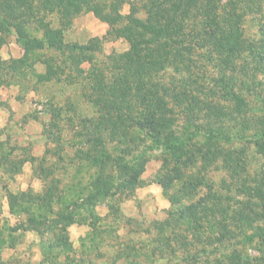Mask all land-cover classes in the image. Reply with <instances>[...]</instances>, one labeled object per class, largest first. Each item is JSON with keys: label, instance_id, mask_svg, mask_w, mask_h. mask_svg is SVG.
I'll use <instances>...</instances> for the list:
<instances>
[{"label": "trees", "instance_id": "16d2710c", "mask_svg": "<svg viewBox=\"0 0 264 264\" xmlns=\"http://www.w3.org/2000/svg\"><path fill=\"white\" fill-rule=\"evenodd\" d=\"M125 4L129 15L121 13ZM85 11L106 22L108 34L67 40ZM251 15L262 21L258 41L245 37ZM11 34L25 53L10 62L0 58V86L28 75L36 79L34 88L78 86L95 112L75 123V110L47 107L44 135L54 148L64 144L62 122L72 125L76 141L66 144L75 151L70 165L77 172L59 191L54 167L39 164L34 171L45 182L42 192L7 193L11 214L29 217L46 233L47 255L70 253L69 229L79 224L89 227L83 246L91 240L87 249L97 251L96 262L117 245L106 261L264 264V0H2L0 46ZM116 40L126 41L128 50L99 61L97 52ZM13 151L0 146V168L11 180L27 162L12 159ZM153 152L163 154L157 184L164 192L181 181L180 195H169L174 208L165 220L131 229L147 233L148 241L109 245L110 235L121 238L122 221L102 225L97 206L120 209L130 187L142 183ZM209 170L226 172V192L208 187L200 195Z\"/></svg>", "mask_w": 264, "mask_h": 264}, {"label": "rangeland", "instance_id": "374dc122", "mask_svg": "<svg viewBox=\"0 0 264 264\" xmlns=\"http://www.w3.org/2000/svg\"><path fill=\"white\" fill-rule=\"evenodd\" d=\"M86 18L87 14L78 18L76 24H74V26H77L76 30L68 34L69 41L81 40L82 42H88L92 38L86 30H83V26L87 21ZM261 25L262 21L259 16L251 15L247 17L243 25L245 37L258 41L261 38ZM77 31H81L79 32V39ZM5 41L6 43L0 46V58L3 61L10 62L24 55L25 50L15 34L7 35ZM128 48L129 44L126 41H108L104 44L102 51L97 52L96 57L99 61H104L111 53L115 51L123 52ZM29 61L33 62L38 72L43 71L42 65L37 64L34 58L30 57L27 62L29 63ZM0 64H2L1 61ZM84 68L88 70L90 66L86 64ZM207 68L206 70H208L210 76L215 75L216 72L211 66H207ZM24 71L28 74L32 70L30 66H26ZM3 78L7 79L5 76ZM8 79L6 83L0 86V108H2L0 110L5 111L9 119L7 126L2 130L0 129V146L7 152L13 151L12 149L15 147L19 148V150L12 152V159L29 160L34 157L36 158L34 161L36 167L39 164L45 167L43 170L47 167H54L55 176L61 183L59 186V191H61V187L69 183L78 169L74 165H70V162L74 159L75 151L66 144V142H70L71 145L76 140H73L72 125H68L69 122L64 121L62 123L66 129L63 131V146L54 148L56 144L47 142V137L44 135V129L49 126L50 122V115L46 113L47 107H51V104L64 107L67 114L75 110V123H78L79 117H93L95 112L83 97L84 89L81 87L52 82L38 84L34 88L36 79L30 77V75L25 78L12 76ZM64 115H66L65 112ZM49 149L52 150L48 153ZM251 154H254V148L251 150ZM162 158L163 154L161 152L150 154L147 158L149 162L146 171L141 178L142 183L130 187V195H127L120 209H117L116 212H114L115 209L111 211L105 203L98 204L97 208H99L97 210L103 217L102 225L110 226L116 219L118 222L122 221L118 233L121 238L118 240L114 237L111 238L110 235L108 237L109 245H112L115 241H119L121 244L128 243L131 240L133 242L148 241L147 233L133 234L131 229H135V225L146 227L155 221L165 220L167 211L174 208L169 195H180L182 184L181 181L175 182L167 192H164L163 188L157 184V180L163 174ZM89 172L92 173V169ZM0 175L9 178L10 190L17 193L16 182L10 179V174L0 168ZM206 180L205 185L201 188L200 195L206 194L209 191L208 187H212L216 191L226 192L222 191V188L227 190L230 182L223 170H209L206 173ZM82 210L79 209L81 213H83ZM28 219L29 217L26 219L25 216L13 215L10 210H2V216L0 217V264H83V259L89 260L90 258H93V264L114 263L106 261V259L110 257L111 252L118 251V246L116 245L115 248L105 246L107 249L105 247L101 248L106 249L108 255L106 259L96 262L94 257L97 251L94 248L87 249L92 245L91 240H85L86 247L83 246L82 239L87 236L89 227L79 224L73 225L69 229V247L72 249L70 253L60 251L56 253V257L47 255L49 251L46 249V233L39 234L38 229H41L39 225L29 223ZM128 222L131 223L130 226H128ZM176 262L177 259L175 263L173 261V264H179V262ZM118 263L121 264V262Z\"/></svg>", "mask_w": 264, "mask_h": 264}, {"label": "crops", "instance_id": "0c3cea01", "mask_svg": "<svg viewBox=\"0 0 264 264\" xmlns=\"http://www.w3.org/2000/svg\"><path fill=\"white\" fill-rule=\"evenodd\" d=\"M121 13L123 15H129L130 5L125 4ZM84 14H87L86 20L88 21V23L86 21L85 25L83 26V30H86V32L90 34L91 37L103 38L108 34L110 30V26L106 22L99 19L95 15V13L92 11H85L81 15H84ZM80 16H78L74 20V24H76ZM74 24L72 28L69 29L67 32V36H66L67 40H68V34H70V32L75 31L77 28V26H74ZM77 32H78L77 34H78V39H79L80 38L79 32L81 31H77ZM8 122H9V119L7 117V113L5 111L0 110V129L2 130L3 128H5ZM34 170H35L34 162L31 161V159H29L27 160V162L23 164L22 170L20 171V173L15 175L14 179H12L16 182L15 187L17 188L18 192L40 193L44 190L45 182L41 177L35 174ZM8 180L9 178L7 179L5 178V176L2 177V175H0V217L2 216V210L3 211L10 210L7 193L11 189V186L8 184L9 182ZM11 192H14V191H11ZM97 213L99 214V216L102 217V215H100L98 210H97Z\"/></svg>", "mask_w": 264, "mask_h": 264}]
</instances>
